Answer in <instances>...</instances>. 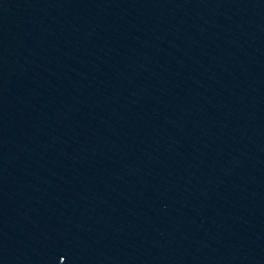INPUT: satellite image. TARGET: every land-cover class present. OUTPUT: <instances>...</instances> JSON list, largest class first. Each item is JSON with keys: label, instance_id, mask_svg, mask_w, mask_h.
<instances>
[{"label": "water", "instance_id": "water-1", "mask_svg": "<svg viewBox=\"0 0 264 264\" xmlns=\"http://www.w3.org/2000/svg\"><path fill=\"white\" fill-rule=\"evenodd\" d=\"M0 264H264V0H0Z\"/></svg>", "mask_w": 264, "mask_h": 264}, {"label": "snow or ice", "instance_id": "snow-or-ice-1", "mask_svg": "<svg viewBox=\"0 0 264 264\" xmlns=\"http://www.w3.org/2000/svg\"><path fill=\"white\" fill-rule=\"evenodd\" d=\"M60 259L63 260L64 259V256H61Z\"/></svg>", "mask_w": 264, "mask_h": 264}]
</instances>
